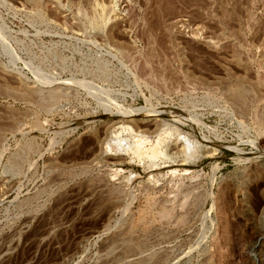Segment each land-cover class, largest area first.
<instances>
[{
  "label": "rangeland",
  "instance_id": "374dc122",
  "mask_svg": "<svg viewBox=\"0 0 264 264\" xmlns=\"http://www.w3.org/2000/svg\"><path fill=\"white\" fill-rule=\"evenodd\" d=\"M263 115L264 0H0V264H264Z\"/></svg>",
  "mask_w": 264,
  "mask_h": 264
},
{
  "label": "bare ground",
  "instance_id": "6f19581e",
  "mask_svg": "<svg viewBox=\"0 0 264 264\" xmlns=\"http://www.w3.org/2000/svg\"><path fill=\"white\" fill-rule=\"evenodd\" d=\"M96 4V3H95ZM94 4V5H95ZM109 6V5H108ZM98 7V6H97ZM96 7V8H97ZM110 8V7H109ZM93 9V8H92ZM98 9V8H97ZM112 12L113 9L110 8H106L104 5H101L100 6V9L98 11H95L94 12V19H97V18H100L102 17L101 19H104V17L106 18V14L107 12ZM115 12V11H114ZM93 13V12H92ZM99 22V21H98ZM91 24V23H90ZM262 81V80H261ZM238 83V82H237ZM241 84V83H239ZM239 86V85H238ZM241 86V85H240ZM243 86V85H242ZM247 89V88H246ZM255 90V89H254ZM238 91L239 92H242V88L238 87ZM236 91V92H238ZM41 93V92H40ZM243 93V92H242ZM247 93V91H246ZM252 93V92H251ZM238 94V93H237ZM235 96V95H234ZM240 96V95H239ZM242 96V95H241ZM240 96V97H241ZM255 96V95H254ZM239 99V98H238ZM236 100V99H235ZM242 103V102H241ZM246 103V102H245ZM244 104V103H243ZM242 105V104H241ZM249 107V106H248ZM264 116V115H263ZM258 117V116H257ZM263 119V118H262ZM257 121V120H256ZM261 121V120H260ZM258 125V124H257ZM260 125V124H259ZM263 130V129H262ZM185 138V137H184ZM117 142L119 145H121L123 143V141L117 137ZM183 141V145L180 149L181 152L183 153V158L182 160H184L186 162V160L189 159L192 157L191 155L193 154V151L191 153V150L193 149L192 146L194 145H191V143H188L186 142V140L182 139ZM161 142H162V137L161 136H158L156 139H154L153 141H148L146 140L145 137H143V135H138L132 142L131 144L128 143L129 145V149L132 151V154L134 155V157L138 158V159H142L144 157L146 158H149L150 159V162L153 164H156L155 163V160L152 161L154 158H156V156H159V155H165V151H162V148H161ZM127 143V142H126ZM148 143H150L149 145H147ZM127 145V146H128ZM191 146V147H190ZM195 146V145H194ZM197 147V146H196ZM192 148V149H191ZM191 149V150H190ZM195 150V148H194ZM206 150V149H205ZM211 151V150H210ZM205 152V151H204ZM181 153V154H182ZM208 153V151H207ZM180 154V153H179ZM167 155V154H166ZM191 156V157H190ZM166 158V157H165ZM17 159V158H16ZM148 159V160H149ZM177 160V159H176ZM183 161V162H184ZM151 165V164H150ZM174 172V171H173ZM166 213V212H165Z\"/></svg>",
  "mask_w": 264,
  "mask_h": 264
}]
</instances>
